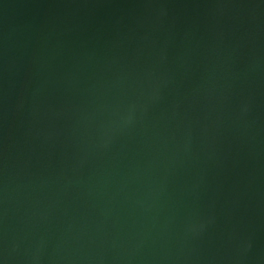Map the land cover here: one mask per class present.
<instances>
[{
	"label": "water",
	"instance_id": "95a60500",
	"mask_svg": "<svg viewBox=\"0 0 264 264\" xmlns=\"http://www.w3.org/2000/svg\"><path fill=\"white\" fill-rule=\"evenodd\" d=\"M0 264H264V0H0Z\"/></svg>",
	"mask_w": 264,
	"mask_h": 264
}]
</instances>
